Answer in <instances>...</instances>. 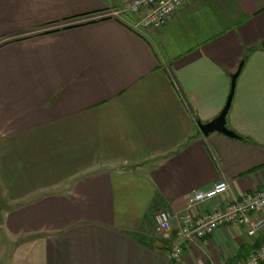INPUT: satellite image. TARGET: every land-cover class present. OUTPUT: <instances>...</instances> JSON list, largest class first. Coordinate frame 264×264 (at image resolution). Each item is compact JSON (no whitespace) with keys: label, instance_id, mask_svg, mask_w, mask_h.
<instances>
[{"label":"crops","instance_id":"obj_1","mask_svg":"<svg viewBox=\"0 0 264 264\" xmlns=\"http://www.w3.org/2000/svg\"><path fill=\"white\" fill-rule=\"evenodd\" d=\"M127 1L0 0V264H232L264 239L154 231L219 180L200 210L264 188V0H183L145 32L106 17ZM240 64L239 137L205 135Z\"/></svg>","mask_w":264,"mask_h":264},{"label":"built area","instance_id":"obj_2","mask_svg":"<svg viewBox=\"0 0 264 264\" xmlns=\"http://www.w3.org/2000/svg\"><path fill=\"white\" fill-rule=\"evenodd\" d=\"M183 0H129L120 8L106 13V17L116 18L138 32L161 27L172 17ZM230 191L225 180L215 182L207 189H198L186 196L187 205L182 211L160 210L154 216V229L158 236L170 237L173 232L185 240L195 243L212 235L225 225H246L247 234L255 237L264 228V188L253 193L234 195L224 206L210 211L200 210V204ZM172 260L182 259V248L177 246L170 252ZM264 263V239L247 256L232 264ZM223 264H229L224 262Z\"/></svg>","mask_w":264,"mask_h":264},{"label":"water","instance_id":"obj_3","mask_svg":"<svg viewBox=\"0 0 264 264\" xmlns=\"http://www.w3.org/2000/svg\"><path fill=\"white\" fill-rule=\"evenodd\" d=\"M263 46H264V44H263ZM242 64L239 65L238 70L232 76L231 92L229 94L227 103H226L223 111L214 120H212L208 123H199V128L205 135H208L211 132L217 131V132H220V133L225 134V135L230 136V137H236V138L239 137L234 131L230 130L226 126V115H227V112H228L230 104H231V99L233 96V91H234V86H235V80H236V78H237V76L241 70Z\"/></svg>","mask_w":264,"mask_h":264},{"label":"rangeland","instance_id":"obj_4","mask_svg":"<svg viewBox=\"0 0 264 264\" xmlns=\"http://www.w3.org/2000/svg\"><path fill=\"white\" fill-rule=\"evenodd\" d=\"M6 206H8V205H6ZM154 231H155V229H154ZM154 231H153V232H154ZM156 234H157V233H156ZM154 235H155V234H154ZM223 263H224V262H223Z\"/></svg>","mask_w":264,"mask_h":264}]
</instances>
